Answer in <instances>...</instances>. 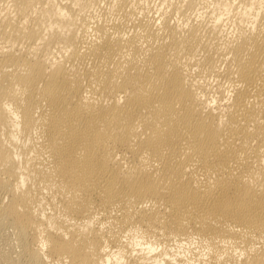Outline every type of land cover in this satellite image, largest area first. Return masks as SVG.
<instances>
[{"label": "bare ground", "instance_id": "6f19581e", "mask_svg": "<svg viewBox=\"0 0 264 264\" xmlns=\"http://www.w3.org/2000/svg\"><path fill=\"white\" fill-rule=\"evenodd\" d=\"M0 264H264V0H0Z\"/></svg>", "mask_w": 264, "mask_h": 264}]
</instances>
